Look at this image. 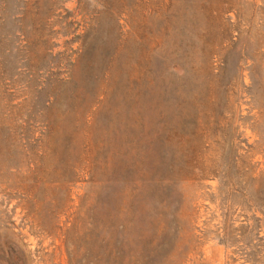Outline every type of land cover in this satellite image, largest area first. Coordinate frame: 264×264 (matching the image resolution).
Here are the masks:
<instances>
[{
	"label": "rangeland",
	"instance_id": "obj_1",
	"mask_svg": "<svg viewBox=\"0 0 264 264\" xmlns=\"http://www.w3.org/2000/svg\"><path fill=\"white\" fill-rule=\"evenodd\" d=\"M0 264H264V0H0Z\"/></svg>",
	"mask_w": 264,
	"mask_h": 264
}]
</instances>
